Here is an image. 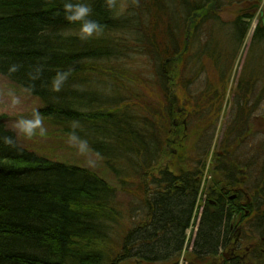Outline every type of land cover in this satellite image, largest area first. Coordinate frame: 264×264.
<instances>
[{"label":"trees","instance_id":"16d2710c","mask_svg":"<svg viewBox=\"0 0 264 264\" xmlns=\"http://www.w3.org/2000/svg\"><path fill=\"white\" fill-rule=\"evenodd\" d=\"M66 2L88 4L89 18L99 22L102 33L82 40L80 23L65 19ZM209 2L116 0L110 9L107 0H0V76L35 98L41 118L86 145L116 182L114 187L80 165L49 161L19 147L0 116V264H233V258L224 262L222 257L233 247V225L244 224L246 231L264 240L263 136H253L251 143L249 139L241 167L248 168L250 160L257 170L252 199L247 195L251 190L235 193L229 161L225 169L220 164L224 162L216 160L219 167L214 170H225L224 180L211 177L204 184L211 176L212 164L202 155L213 139L211 124L202 145L195 147L202 150L197 155L204 162L198 157L188 167L185 149H179L174 161L178 170L159 168L168 155L166 147L181 148L185 138L180 128L172 130L175 108L182 99H197L187 90L202 72V59L215 69L212 81L204 82L205 116H215L212 124L225 104L232 60L230 69H221L219 47H212L210 33L202 40L199 31L207 22L225 25L206 12ZM260 2L215 0L218 10L233 3L243 6L230 13L227 43L233 42L235 49L242 46ZM194 13L202 22L187 33ZM251 48L264 51L259 21ZM134 56L146 61L148 70L141 65L128 68ZM195 66L199 68L194 79L186 84L185 67ZM58 73H67V78L56 92L52 82ZM261 82H241L242 100L234 106L232 101L229 113L236 116L234 135L243 132L249 138L250 116L264 102ZM174 83L180 97L169 93ZM142 84H154L162 93L155 107L143 94L139 97ZM132 100H140L144 108L135 105L138 101L132 105ZM155 116L161 118V131L152 123ZM119 193L130 200L122 203ZM241 209L248 216L239 213ZM194 228V238L188 240Z\"/></svg>","mask_w":264,"mask_h":264},{"label":"rangeland","instance_id":"374dc122","mask_svg":"<svg viewBox=\"0 0 264 264\" xmlns=\"http://www.w3.org/2000/svg\"><path fill=\"white\" fill-rule=\"evenodd\" d=\"M211 3L212 2H209L205 6L206 12L209 11L208 14L218 17L219 22L222 21L225 25L221 26L217 25L216 23L212 25L210 22H207L204 24L205 28L203 29L200 27L199 31L201 30L202 40H205L208 33H210L211 35L209 36L213 40L212 47H216L217 51L219 47L221 52L220 59L222 60V63L219 64L221 69H224L225 67L230 69V66L227 65L229 61L232 60V70L230 82L228 84V91L225 98V104L223 103L224 107L222 108L217 121L212 124L215 116H205L207 103L204 87L207 85V83L204 85V82H209L208 79L212 81V74L214 75L215 69L212 67L213 65L202 59V72L199 73L198 77L194 81L193 86H189L190 88L187 90V94H189L190 91L189 97L190 95H194L193 99H197L195 102L191 98L188 100L182 99V105L175 108V110L177 109L176 113L178 116L176 120L173 121L174 129L172 130L177 132V129L180 128V130H182L181 133L184 131L185 138L183 140V135L180 138L183 140L182 143L181 141L179 142V144L181 143V148L178 147L177 149L175 145L172 144H169V146L166 147V152L170 156L167 155L166 158L161 160L159 168L164 167L170 170H178L180 165L174 161L179 149H185L183 150L185 151L183 153L185 159L184 162L187 163L188 167L195 165V163L199 160L198 157L201 159V162H204L205 160L201 157V155H197L200 154V151L202 150L198 147H195L196 145H202L199 143L204 139L202 137L204 135V131L208 129L207 127H209L211 124V129L214 132L213 139L211 140L209 146H207L202 152V155H205L207 158L206 164H212L210 169L211 176L206 177L204 184H206L208 181H211V177H216V180L218 181L224 180L225 170H223L222 173L214 170L216 167H219V164H217L216 160H222L225 164L222 162H220V164L222 167H225V169L229 168L227 163V161H229V165L233 166V178H235L236 181L234 184L235 193L237 192L244 195L245 192L249 193L251 190L247 195L248 199H252L254 194L252 188L254 183L253 179L256 177L257 170L253 165H251L250 160L248 168L243 169L241 167H243L245 164L244 158L248 155L247 150L249 139L251 143L252 139H255L253 136L264 137V102L260 106L261 110H258L259 114L257 111H255V113L250 116L251 121L247 128L248 130L246 129V133L248 134L249 138H246L243 132L235 131L234 135L233 122L236 119V116H229V113L232 101L234 106L237 100H242V90L240 88L241 82H245L247 84L248 80H253L254 78H256V80L262 79L263 82H261V84L262 87H264V51L260 48L259 50L263 51V53H255L254 51L256 50L251 48V38L257 28L260 14L262 11H264V0H261V2L258 4L255 17L247 29L243 44L237 49L234 48L235 45L233 46V42L227 43V38H231V32L228 31V29L231 30V28H229L232 21V16H230V13L233 11L234 7L236 10H239V8H242L243 6L233 3V5L222 6L221 10H218L216 7L210 10L208 9V6ZM193 15L189 18L187 33L190 32V29L193 25L197 26L202 22V20L199 19L200 17L198 14H196L195 17H193ZM208 28L211 29L208 30ZM215 32L217 33V37H215ZM232 55L233 59H230ZM145 63L146 61H139L138 59H135L134 56L128 61L126 66L128 68L130 66L131 68L135 69V67L141 65L146 70H148L147 66H145ZM197 68L199 67L195 66L191 67L189 70L188 67H185L184 80L186 84L187 80L194 79ZM179 70H181V68ZM217 75L218 74L215 73V76ZM175 85V83L172 86L169 85V93L172 96L176 95L180 97L182 94V92L179 90L180 87ZM107 88L108 87H102L104 90H107ZM158 90V86H155L154 84H147L144 86L142 84L141 87H138L137 91L139 97L143 94L142 96L145 97L144 100L146 103H149L151 107H155L154 102L156 103V101H159V99L162 97V93L158 92ZM14 98L18 99L19 103L14 104ZM184 98L186 99V95H184ZM137 101L138 103H136ZM130 103L132 105L136 103L135 105H138L137 107L140 109L144 108V105L140 102V100H132ZM196 105H199V109L195 108ZM247 107H249V109L251 108L250 106ZM40 108L41 106L35 98L31 97L25 91L21 90L0 76V116H4L5 128L14 134L19 147L26 149L27 151H30L40 157L46 158L49 161L80 165L89 171L99 174L112 186L116 187L114 177L109 175V172L105 170L106 167L104 162L98 156L93 154L86 145L79 142L77 139L64 134L61 128L54 127L43 119V127L46 130L45 135L41 136L39 134V129H37L36 134L29 138L24 132L21 131L18 121L22 119H31L33 117L34 111H39ZM246 108L245 110H247ZM201 112L203 113V116L201 115ZM193 113H197L198 116L194 115ZM245 116L246 114L244 117ZM259 116H261V119ZM155 117H151L152 123L156 129L161 131V118L159 116L156 118ZM229 125L230 127H228ZM238 135L242 136L237 138ZM169 140L171 141L173 138L170 137ZM174 142L175 141H173V143ZM221 142H223L224 147H220ZM170 153H172L174 160L173 158H170ZM156 169L157 168H155V170ZM129 182L133 183L131 180H129ZM118 198L122 203H126L130 200V198L125 197L124 194L120 193L118 194ZM238 228H240L242 232L240 236L242 237L241 241L243 242L244 246H249L248 249L250 251V253L247 254L245 264H264V247L262 244L264 240H261L260 242V238H257V236L254 234L246 231L247 228L244 224ZM194 233L195 228L192 230V233H190V231L187 233L188 240L194 238ZM257 242H259V244ZM256 245L258 246V252H260L259 254L261 255V258L258 257L259 254H256ZM181 264H185V260L181 261Z\"/></svg>","mask_w":264,"mask_h":264},{"label":"clouds","instance_id":"9594fccd","mask_svg":"<svg viewBox=\"0 0 264 264\" xmlns=\"http://www.w3.org/2000/svg\"><path fill=\"white\" fill-rule=\"evenodd\" d=\"M107 4L110 9L115 8L116 0H107ZM63 7L65 19L68 22L80 23V38L82 40L96 38L102 33L103 29L99 22L89 18L92 14V9L88 4L66 2ZM66 78L67 73H58L57 77L52 82L53 91L59 92ZM13 103H19V100L14 98ZM18 125L21 131L29 138L36 134L37 129H39V134L41 136L45 135L46 132L43 127V119L38 110L34 111L31 119H22L18 121ZM5 142L11 145L12 139L6 137Z\"/></svg>","mask_w":264,"mask_h":264},{"label":"flooded vegetation","instance_id":"af4514ba","mask_svg":"<svg viewBox=\"0 0 264 264\" xmlns=\"http://www.w3.org/2000/svg\"><path fill=\"white\" fill-rule=\"evenodd\" d=\"M255 8V6H253ZM258 6H256L257 8ZM234 199V195H233ZM239 213L243 215H247L248 213L241 209ZM241 229L233 225V244L232 249L229 251L230 256L228 258V262L233 258V264H245V260L247 258V254L250 253L249 246H244L243 242L241 241ZM248 250V251H247ZM258 252L257 254H259ZM224 262L226 261L224 259V254H222ZM227 262V261H226Z\"/></svg>","mask_w":264,"mask_h":264},{"label":"water","instance_id":"95a60500","mask_svg":"<svg viewBox=\"0 0 264 264\" xmlns=\"http://www.w3.org/2000/svg\"><path fill=\"white\" fill-rule=\"evenodd\" d=\"M215 6H216V3L213 1V2L208 6V7H209L208 9L211 10V9L215 8ZM208 12H209V11H208ZM195 16H196V14L193 15V17H195ZM191 22H192V21H191ZM260 26H261L262 29H264V14H261V15H260ZM231 199H233V197H231L230 200H231ZM229 256H230V254H228V253H227V254H224V259H225L226 261H228Z\"/></svg>","mask_w":264,"mask_h":264}]
</instances>
